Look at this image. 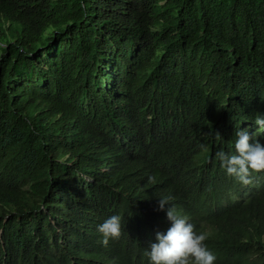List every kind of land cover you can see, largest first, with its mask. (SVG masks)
Wrapping results in <instances>:
<instances>
[{"label": "trees", "instance_id": "1", "mask_svg": "<svg viewBox=\"0 0 264 264\" xmlns=\"http://www.w3.org/2000/svg\"><path fill=\"white\" fill-rule=\"evenodd\" d=\"M257 114L264 0H0V264H148L165 196L216 264H264V171L215 159Z\"/></svg>", "mask_w": 264, "mask_h": 264}, {"label": "clouds", "instance_id": "2", "mask_svg": "<svg viewBox=\"0 0 264 264\" xmlns=\"http://www.w3.org/2000/svg\"><path fill=\"white\" fill-rule=\"evenodd\" d=\"M254 124L258 134H264V115L257 114ZM235 135L233 152L217 151L215 159L227 176L248 185L254 173L264 171V145L253 141L247 129L238 130ZM173 199L171 196L159 199L158 210L170 205L166 211L170 226L165 232H157L155 242L145 251L148 264H216V255L205 243L210 233L196 231L189 217L178 213ZM121 220L120 215H112L97 226L101 244L106 246L109 240L120 238Z\"/></svg>", "mask_w": 264, "mask_h": 264}]
</instances>
